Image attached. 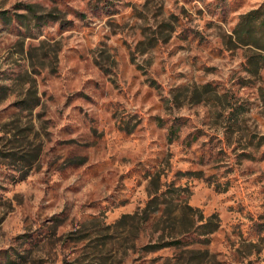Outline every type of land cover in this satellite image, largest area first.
<instances>
[{"label":"rangeland","instance_id":"374dc122","mask_svg":"<svg viewBox=\"0 0 264 264\" xmlns=\"http://www.w3.org/2000/svg\"><path fill=\"white\" fill-rule=\"evenodd\" d=\"M263 4L0 0V264H264Z\"/></svg>","mask_w":264,"mask_h":264},{"label":"trees","instance_id":"16d2710c","mask_svg":"<svg viewBox=\"0 0 264 264\" xmlns=\"http://www.w3.org/2000/svg\"><path fill=\"white\" fill-rule=\"evenodd\" d=\"M20 7L28 9L30 13L33 14V17H36L38 22L43 19L36 16L33 8L29 6ZM7 14L8 12H2L0 15H4L5 17ZM24 17L25 16H22V18ZM228 43L235 48L243 46L251 49L252 55L246 62V71L254 77H259L260 71L264 68V4L261 8L247 12L240 17ZM1 88L3 87L0 86V89ZM177 133V130L172 127L170 130V139L173 140L172 138L176 137ZM209 221L210 222L202 226V229H204V232H202L203 235L213 234L219 228V224H217V222L214 223L213 219ZM181 244L182 241H175L167 243L163 245V247ZM11 263L13 264V262Z\"/></svg>","mask_w":264,"mask_h":264}]
</instances>
